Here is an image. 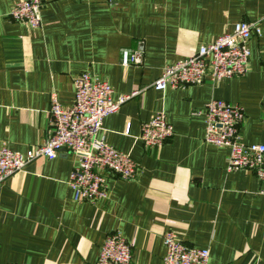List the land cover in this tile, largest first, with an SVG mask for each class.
I'll use <instances>...</instances> for the list:
<instances>
[{"label": "crops", "instance_id": "crops-1", "mask_svg": "<svg viewBox=\"0 0 264 264\" xmlns=\"http://www.w3.org/2000/svg\"><path fill=\"white\" fill-rule=\"evenodd\" d=\"M15 1L0 0V146L22 154L44 144L51 96L71 106L73 79L88 74L114 99L143 90L100 131L140 174L109 176L106 199L77 203L68 187L73 156L33 161L0 184V264H96L114 233L130 245L131 264H163L169 230L207 249L208 264H264V186L249 172L227 173L228 150L203 141L204 108L221 100L243 110L242 143L264 145V0H41L38 29L9 17ZM240 22L261 31L247 42L244 78L150 88L165 66ZM139 47L142 64L123 67L121 51ZM156 113L174 133L146 148L140 128Z\"/></svg>", "mask_w": 264, "mask_h": 264}, {"label": "built area", "instance_id": "built-area-1", "mask_svg": "<svg viewBox=\"0 0 264 264\" xmlns=\"http://www.w3.org/2000/svg\"><path fill=\"white\" fill-rule=\"evenodd\" d=\"M16 23L38 29L41 25V0H16L9 12ZM261 35L258 23L240 22L230 33H223L214 41L200 46L196 53L165 66L150 88L165 92L205 81L218 83L233 78H244L248 73L247 42ZM141 47L121 51V65L140 66ZM73 102L62 107L54 95L48 109L50 136L47 141L25 153L0 146V184L22 171L33 161L53 160L65 152L76 164L68 178V187L77 203L95 204L107 198L106 179L109 176L123 181L135 180L139 165L129 155L109 146L100 135L103 120L115 114L127 101L143 91L135 89L114 99L113 90L104 81L82 74L73 79ZM205 132L208 145L228 150L226 172L245 171L253 174L264 186V145H245L239 129L245 115L238 105L211 100L204 108ZM173 128L164 113H156L141 125L139 140L146 148L156 149L173 136ZM264 196V189L260 191ZM165 249L163 264H208L209 251L182 244L174 231L162 235ZM96 264H131L130 245L118 234L107 236L99 251Z\"/></svg>", "mask_w": 264, "mask_h": 264}]
</instances>
